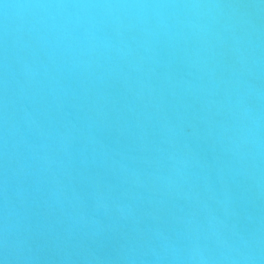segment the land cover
Returning a JSON list of instances; mask_svg holds the SVG:
<instances>
[{
  "label": "water",
  "instance_id": "95a60500",
  "mask_svg": "<svg viewBox=\"0 0 264 264\" xmlns=\"http://www.w3.org/2000/svg\"><path fill=\"white\" fill-rule=\"evenodd\" d=\"M41 2L0 0V264H264V0Z\"/></svg>",
  "mask_w": 264,
  "mask_h": 264
},
{
  "label": "clouds",
  "instance_id": "9594fccd",
  "mask_svg": "<svg viewBox=\"0 0 264 264\" xmlns=\"http://www.w3.org/2000/svg\"><path fill=\"white\" fill-rule=\"evenodd\" d=\"M31 7L37 9L42 14L54 17L57 14L65 16L69 21L73 17L79 18V16L87 13H91L95 9H110V10H124V11H142L149 5L142 3H95L92 0H83V2H72V0H47V2L36 3Z\"/></svg>",
  "mask_w": 264,
  "mask_h": 264
}]
</instances>
